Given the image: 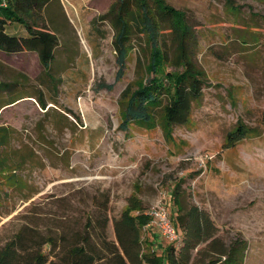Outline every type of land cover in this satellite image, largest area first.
I'll return each mask as SVG.
<instances>
[{"label":"rangeland","instance_id":"rangeland-1","mask_svg":"<svg viewBox=\"0 0 264 264\" xmlns=\"http://www.w3.org/2000/svg\"><path fill=\"white\" fill-rule=\"evenodd\" d=\"M165 1L196 24L194 61L204 82L171 138L159 126L120 128L121 93L146 77L148 56L135 35L116 81L112 28L92 22L113 0L52 1L44 25L58 44L48 72L33 52L0 51V81L17 82L0 92V105L21 97L0 110L8 132L0 247L19 232L28 249L53 238L55 247L42 246L53 258L100 212L115 241L113 221L131 196L144 209L164 197L175 226L169 198L180 180L181 200L205 210L224 242H246L241 264H264V0H234L236 11L224 0ZM7 32L25 31L11 24ZM164 38L171 52L167 30ZM240 127L245 136L230 145L228 133ZM149 234L158 233L142 229L144 244Z\"/></svg>","mask_w":264,"mask_h":264},{"label":"trees","instance_id":"trees-1","mask_svg":"<svg viewBox=\"0 0 264 264\" xmlns=\"http://www.w3.org/2000/svg\"><path fill=\"white\" fill-rule=\"evenodd\" d=\"M52 1L5 0V5L0 6V51L8 55L33 52L48 72L58 44L57 36L44 25L43 12ZM224 1L229 9L237 10L234 0ZM105 20L113 31L111 43L118 67L116 81L125 74L135 35L148 56L146 77L137 82L135 88L128 85L121 93L120 128L128 130L131 124L146 129L159 126L166 138H171L172 126L188 121L192 100L202 95V73L194 61L196 24L185 10L170 6L165 0H113L92 22ZM11 24L22 26L25 32L8 33L7 26ZM165 30L171 40V52L165 44ZM16 84L0 81V92L12 91ZM104 87L111 89L112 85ZM20 99L10 98L0 109ZM40 103L45 106L41 100ZM7 135V129L0 127L1 178L8 169V161L2 155ZM244 136L245 130L240 127L228 133L227 141L234 145ZM180 186L178 180L173 185L172 200L169 198L180 240L162 245L159 253L150 239L151 234L145 244L141 238V230H149L145 225L150 218L144 214L142 202L131 196L113 221L115 241L107 240L108 218L106 213L100 212L95 218H87L90 230H85L81 240L60 249L53 258L42 247L44 244L55 247L53 238L28 249L22 243L21 232L17 233L0 247V264H241L246 242L241 239L224 242L205 210L181 200ZM2 192L0 183V200ZM200 245L203 246L199 249Z\"/></svg>","mask_w":264,"mask_h":264},{"label":"built area","instance_id":"built-area-1","mask_svg":"<svg viewBox=\"0 0 264 264\" xmlns=\"http://www.w3.org/2000/svg\"><path fill=\"white\" fill-rule=\"evenodd\" d=\"M5 5V0H0V6ZM144 214L149 216V222L145 225L146 229H156L157 233L168 242H178L180 234L173 224L170 217L167 200L163 197L152 207L145 209Z\"/></svg>","mask_w":264,"mask_h":264},{"label":"crops","instance_id":"crops-1","mask_svg":"<svg viewBox=\"0 0 264 264\" xmlns=\"http://www.w3.org/2000/svg\"><path fill=\"white\" fill-rule=\"evenodd\" d=\"M8 106V105H7ZM4 107H6V106H4ZM3 107V108H4ZM2 109V108H1ZM0 109V110H1ZM161 236H159L158 234H156V235H151V240H152V243H153V246H154V248H156V249H160L161 247H162V245L163 244H161V242H160V240H161Z\"/></svg>","mask_w":264,"mask_h":264}]
</instances>
